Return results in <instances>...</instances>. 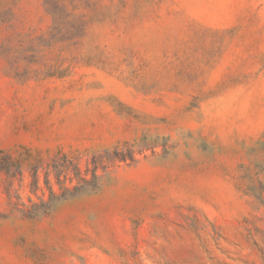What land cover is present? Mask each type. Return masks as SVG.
I'll use <instances>...</instances> for the list:
<instances>
[{"label": "rangeland", "instance_id": "374dc122", "mask_svg": "<svg viewBox=\"0 0 264 264\" xmlns=\"http://www.w3.org/2000/svg\"><path fill=\"white\" fill-rule=\"evenodd\" d=\"M0 264H264V0H0Z\"/></svg>", "mask_w": 264, "mask_h": 264}]
</instances>
